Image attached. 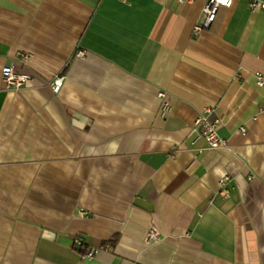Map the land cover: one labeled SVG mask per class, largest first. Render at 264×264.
<instances>
[{
    "label": "crops",
    "instance_id": "0c3cea01",
    "mask_svg": "<svg viewBox=\"0 0 264 264\" xmlns=\"http://www.w3.org/2000/svg\"><path fill=\"white\" fill-rule=\"evenodd\" d=\"M205 1L0 0V264H264V10Z\"/></svg>",
    "mask_w": 264,
    "mask_h": 264
},
{
    "label": "built area",
    "instance_id": "2783aa9c",
    "mask_svg": "<svg viewBox=\"0 0 264 264\" xmlns=\"http://www.w3.org/2000/svg\"><path fill=\"white\" fill-rule=\"evenodd\" d=\"M180 3L192 2L194 0H177ZM234 0H206L201 8L202 21L195 25L193 31L195 33L201 31L203 28H207L212 21H214L216 12L220 7H230ZM248 7L251 10L260 8L264 10V0H248ZM83 50H77L75 56H83ZM18 60L22 63H26L31 59V54L23 51L17 52ZM1 79L5 83L7 88L18 90L26 87L29 83L33 81V75L23 69H14L10 66H3L1 68ZM65 79L64 74L58 73L54 75L51 79V89L54 93H57L61 88L63 81ZM262 76L257 73V84L262 85ZM158 96L161 101V114L165 116L171 110L169 100L165 91H159ZM209 109H205L200 112L193 122V127L197 130L199 136H201L205 143L207 149H219L226 145V142L218 135L217 125L218 121L210 120L208 118ZM243 131V128L240 129ZM230 177L228 175H223L219 179L220 193L227 195L230 190ZM159 238L158 230L156 227L151 226L145 235L146 242L156 241ZM81 239L76 238L74 242L80 243ZM104 246L103 248H107ZM95 251H89L86 253L87 257H92Z\"/></svg>",
    "mask_w": 264,
    "mask_h": 264
},
{
    "label": "trees",
    "instance_id": "16d2710c",
    "mask_svg": "<svg viewBox=\"0 0 264 264\" xmlns=\"http://www.w3.org/2000/svg\"><path fill=\"white\" fill-rule=\"evenodd\" d=\"M82 248V247H81ZM85 250L84 249H80V253L84 254Z\"/></svg>",
    "mask_w": 264,
    "mask_h": 264
}]
</instances>
